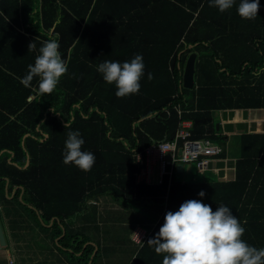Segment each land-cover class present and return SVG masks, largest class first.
Wrapping results in <instances>:
<instances>
[{
	"label": "trees",
	"instance_id": "1",
	"mask_svg": "<svg viewBox=\"0 0 264 264\" xmlns=\"http://www.w3.org/2000/svg\"><path fill=\"white\" fill-rule=\"evenodd\" d=\"M238 4L220 12L209 0H0V221L17 253L36 231L44 246L70 247L72 264H162L147 241L166 213L189 199L213 211L228 206L245 228L243 239L264 247V133L240 135L231 178L135 180L134 153L172 138L180 119L192 121L193 137L216 140L224 155L215 112L264 107V0L250 20L239 16ZM49 38L68 71L41 96L38 77L30 87L21 81ZM192 51L194 85L185 87ZM136 54L145 65L141 88L118 98L97 66ZM70 130H79L82 151L95 155L90 171L63 162ZM132 204L148 213H131ZM136 221L146 225V237L119 247Z\"/></svg>",
	"mask_w": 264,
	"mask_h": 264
},
{
	"label": "clouds",
	"instance_id": "2",
	"mask_svg": "<svg viewBox=\"0 0 264 264\" xmlns=\"http://www.w3.org/2000/svg\"><path fill=\"white\" fill-rule=\"evenodd\" d=\"M209 4L225 12L236 5V0H209ZM259 9L260 0H239L237 5L239 16L247 20L255 19ZM28 47L29 52L35 50V41ZM59 47L56 39L42 41L34 64L28 65L22 78L21 82L30 87L33 78L38 77L37 90L41 96L52 94L68 71ZM96 70L106 83L115 85L116 96L123 98L139 92L145 65L143 56L136 54L123 63L105 60ZM148 78L152 79L151 73ZM65 128L70 129L71 124L67 122ZM84 143L79 130L68 131L63 162L90 171L96 158L92 152L82 151ZM199 196L204 197L205 192L200 191ZM244 233L245 228L228 206L220 204L213 211L211 205L189 199L178 211L166 213L159 232L147 243L157 255H163L162 264H264V247L247 243Z\"/></svg>",
	"mask_w": 264,
	"mask_h": 264
},
{
	"label": "crops",
	"instance_id": "3",
	"mask_svg": "<svg viewBox=\"0 0 264 264\" xmlns=\"http://www.w3.org/2000/svg\"><path fill=\"white\" fill-rule=\"evenodd\" d=\"M215 114L218 116V129L220 133L223 134L222 138L226 149L224 155L218 154L213 156L207 168L212 174H216L218 177L227 179L234 176V159L237 154L236 150L239 145V141L242 140L240 135L245 133H264V107L222 108L217 110ZM140 221L142 222V220ZM141 222L136 221L129 233H122L124 237L123 240L119 242V247H135L140 245L142 241H138L134 233L137 228L146 227L147 222L144 219L142 223H145L146 225ZM100 236L103 241H107L103 234ZM5 239L6 244L0 246V264H10L9 259L13 260L12 264L18 261L23 263L22 256L17 257L14 255L16 253V247H14V244L10 242L6 233ZM107 244L110 245L109 242H107ZM70 251V247L67 246H61V248H59L53 243L44 246L36 240V264H72L67 257Z\"/></svg>",
	"mask_w": 264,
	"mask_h": 264
},
{
	"label": "built area",
	"instance_id": "4",
	"mask_svg": "<svg viewBox=\"0 0 264 264\" xmlns=\"http://www.w3.org/2000/svg\"><path fill=\"white\" fill-rule=\"evenodd\" d=\"M176 108L180 112L178 105ZM191 125L190 119H180L172 138L151 142L136 151L134 157L140 166L135 173V180L151 184L162 183L165 177L170 180L178 172V164L184 166L195 162L199 171L206 169L212 157L218 154L220 146L208 136L193 137ZM181 171L183 174L184 168ZM134 235L138 241H142L146 237V229L137 228ZM12 262L9 259V263Z\"/></svg>",
	"mask_w": 264,
	"mask_h": 264
},
{
	"label": "rangeland",
	"instance_id": "5",
	"mask_svg": "<svg viewBox=\"0 0 264 264\" xmlns=\"http://www.w3.org/2000/svg\"><path fill=\"white\" fill-rule=\"evenodd\" d=\"M215 117H217L216 119H218V116L215 114ZM217 122V121H216ZM179 166V164L177 165ZM211 172H209V169H205L204 172L199 171V169L196 166L195 162L190 163H186L184 165V173L180 174L178 172L174 173V176L176 179H178L180 176V179H186L187 181L191 180V178H193V180H201L203 179V176H211ZM180 175V176H179ZM129 210L131 213L135 212L133 210H137L141 213V215H145L146 212L144 209L143 211H141V209H139V207L135 206V204H132L129 206ZM134 214V213H133ZM114 228H116V223L114 224ZM27 240L24 241L21 244V247H19L20 251L17 253H15L14 255L18 256H22L23 258V263L20 261L15 262L14 264H36V231L33 233H29L27 235Z\"/></svg>",
	"mask_w": 264,
	"mask_h": 264
},
{
	"label": "water",
	"instance_id": "6",
	"mask_svg": "<svg viewBox=\"0 0 264 264\" xmlns=\"http://www.w3.org/2000/svg\"><path fill=\"white\" fill-rule=\"evenodd\" d=\"M196 58V52L192 51L189 53L185 60L183 74H182V83L185 87H192L194 85V62ZM219 124L218 122L215 124V128L218 129ZM184 166L179 165L177 166L178 172H182L181 169ZM6 244L5 233L0 221V246Z\"/></svg>",
	"mask_w": 264,
	"mask_h": 264
}]
</instances>
